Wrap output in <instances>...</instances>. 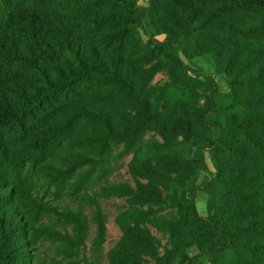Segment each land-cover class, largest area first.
Segmentation results:
<instances>
[{"label":"trees","instance_id":"16d2710c","mask_svg":"<svg viewBox=\"0 0 264 264\" xmlns=\"http://www.w3.org/2000/svg\"><path fill=\"white\" fill-rule=\"evenodd\" d=\"M71 179L124 202L108 264H264V0H0V264Z\"/></svg>","mask_w":264,"mask_h":264},{"label":"rangeland","instance_id":"374dc122","mask_svg":"<svg viewBox=\"0 0 264 264\" xmlns=\"http://www.w3.org/2000/svg\"><path fill=\"white\" fill-rule=\"evenodd\" d=\"M143 40H146L142 33ZM164 77L157 75L154 82H162ZM223 86L221 78H217ZM130 157H123L111 163V182L128 181L126 165ZM204 179L201 174L198 183ZM69 185L49 187L43 190L48 199H56L67 204L70 211L78 216L79 225L57 215H47L43 224L52 226L58 235L43 234L31 244L30 264H108L107 253L119 240L121 233L114 220L123 200L114 197L106 198L99 194L102 181L83 182L75 185L73 179ZM207 194L200 191L195 197V204L200 215H206ZM101 220L105 225L103 238H97V224ZM33 256L36 258L33 259ZM199 264H208L201 258Z\"/></svg>","mask_w":264,"mask_h":264}]
</instances>
